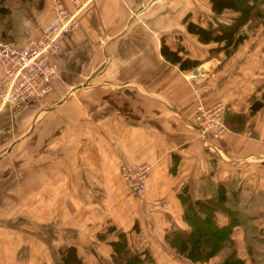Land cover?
<instances>
[{
  "label": "crops",
  "instance_id": "obj_1",
  "mask_svg": "<svg viewBox=\"0 0 264 264\" xmlns=\"http://www.w3.org/2000/svg\"><path fill=\"white\" fill-rule=\"evenodd\" d=\"M60 1L76 26L51 56L58 79L42 97L0 105V264H62L65 244L84 264H113L109 225L156 262L202 264L178 255L165 234L189 232L184 198L218 195L215 221L230 223L236 256L264 264V37L244 38L228 55L210 53L211 43L183 22H212L209 0ZM8 8L16 15L0 39L17 43L54 17L52 0ZM161 38L199 60L196 71L164 57ZM215 103L226 127L217 138L195 119L197 105ZM138 162L151 171L136 197L119 167Z\"/></svg>",
  "mask_w": 264,
  "mask_h": 264
},
{
  "label": "trees",
  "instance_id": "obj_2",
  "mask_svg": "<svg viewBox=\"0 0 264 264\" xmlns=\"http://www.w3.org/2000/svg\"><path fill=\"white\" fill-rule=\"evenodd\" d=\"M253 1L239 0V3L237 0H209L210 10L215 16L221 14L224 10L234 11L237 15L232 17L231 23H224L213 18V21L209 22L207 26H202L190 20L188 15H186L183 18L185 29L188 33L195 35L201 43L214 42L219 44V46L209 49L210 53L222 50L224 55H228L245 37L239 27L248 20L250 21L252 15H258L259 10L255 8L259 7L260 3L253 4ZM256 19L258 20L257 17L254 18V20ZM213 22H216V26H214ZM160 42V53L176 63L180 70H192L199 65V60L180 56L177 54V50L169 49L163 38L160 39ZM260 105V101H253L250 105V112L258 109ZM218 191H221L220 187H218ZM221 199V195H218L217 201L184 198L182 218L188 224L189 232L182 234L178 230L171 229L165 234L166 241L176 253L191 262H204L209 257L222 251L224 255L218 264H243V261L236 256L233 248V242L230 237V223L219 226L215 221L214 211L215 208L220 206L218 201ZM105 234L108 236L114 234L116 236V239L109 241L112 248L110 256L113 264H123V258L127 263L131 261V264H140L138 257L134 254L132 255L130 251L124 230L116 229L114 226L109 225ZM107 235H98V237L104 239ZM58 253L62 264H84L73 245H61L58 248ZM146 255L147 253L145 252Z\"/></svg>",
  "mask_w": 264,
  "mask_h": 264
},
{
  "label": "built area",
  "instance_id": "obj_3",
  "mask_svg": "<svg viewBox=\"0 0 264 264\" xmlns=\"http://www.w3.org/2000/svg\"><path fill=\"white\" fill-rule=\"evenodd\" d=\"M52 8L54 17L35 37L22 43L0 39V105L42 97L58 79V67L51 56L58 51L60 39L76 26V21L60 0H52ZM223 108L219 103L208 107L197 105L195 119L202 133L217 138L226 131ZM150 171L147 162L119 167L123 184L136 197L143 194Z\"/></svg>",
  "mask_w": 264,
  "mask_h": 264
},
{
  "label": "rangeland",
  "instance_id": "obj_4",
  "mask_svg": "<svg viewBox=\"0 0 264 264\" xmlns=\"http://www.w3.org/2000/svg\"><path fill=\"white\" fill-rule=\"evenodd\" d=\"M24 2L26 3V5L27 4L30 5L33 2V0H24ZM237 2H239V0H237ZM18 3H19V0H0V9H4V10H0L1 11L0 12V31L5 26V23H8L9 22L10 14L16 15L15 14V11L12 10L10 12V9L8 8L9 5L10 4L11 5L13 4V6L15 7L16 4H18ZM256 3H260V6L259 7L262 8L263 10L260 9L259 7H256L255 9H258L259 10L258 15H256V14L255 15H252V17H251L252 19L250 21L248 20L247 22H245L243 25H241L239 27V29L242 32V34H245V36H246V37H244L245 39H247V38H251L252 39L253 37H258V38L264 37V28H262V26H264V0H254L253 1V4H256ZM4 11H6V14L4 13ZM228 13H230V14H224V15H221V16L219 15L218 16V21H222L224 23H231L232 22V16L231 15H235L236 16L237 13L234 12V11H230ZM213 17L217 19V15L215 16V14H213ZM255 17H257L258 20L257 19L254 20ZM214 24H215L214 26H216V22H214ZM260 26H261V28H260ZM211 45L213 47L219 46V44L214 43V42H212ZM248 46L249 47H254V46H257V44H253L252 43V44H249ZM234 50L235 49H233L232 51H234ZM219 52L223 53L222 50H220ZM135 227H137L136 224H135ZM136 230H138V227L136 228ZM109 237H112V238L116 239V236L114 234L113 235L111 234ZM137 238H139V237H137ZM187 244H189V243H187ZM148 249L149 248H144L143 250L142 249H138V250L137 249H133V250H130V251L132 252V255L134 254L135 256L138 257V259L140 260V264H161L160 262H156V258H152L150 256V254L147 252ZM145 252L147 253L146 256H145ZM57 254L59 256V253H57ZM223 255H224V253L221 251L220 253H216L215 255H213L211 257L212 258H215V259L217 258L218 260H220L221 258H223L222 257ZM53 256L55 257V253L53 254ZM211 257H209L208 259H210ZM218 260H216L215 262H217ZM122 261H123V264H126L127 263V261L124 258L122 259ZM164 263L167 264L166 262H164ZM201 263L202 264H212V262H205V263H203V261H201ZM127 264H131V261L128 262Z\"/></svg>",
  "mask_w": 264,
  "mask_h": 264
},
{
  "label": "water",
  "instance_id": "obj_5",
  "mask_svg": "<svg viewBox=\"0 0 264 264\" xmlns=\"http://www.w3.org/2000/svg\"><path fill=\"white\" fill-rule=\"evenodd\" d=\"M192 70H193V72H195V71H196V69H195V68H193Z\"/></svg>",
  "mask_w": 264,
  "mask_h": 264
}]
</instances>
